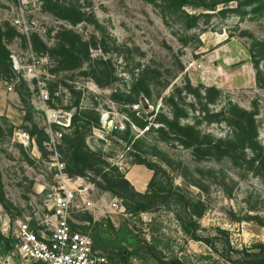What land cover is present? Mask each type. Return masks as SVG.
<instances>
[{"label": "rangeland", "instance_id": "obj_1", "mask_svg": "<svg viewBox=\"0 0 264 264\" xmlns=\"http://www.w3.org/2000/svg\"><path fill=\"white\" fill-rule=\"evenodd\" d=\"M53 1L80 13V22L72 26L46 11L44 0H0V27L14 71L11 78L0 70L1 234L14 245V224L41 213L46 192L57 185L44 146L47 131L62 137L71 134L72 127L57 123L66 124L78 102L79 110L99 114L100 127L87 132L85 143L93 158L107 165L100 174L95 167L82 175L100 182L105 174L121 173L129 182L134 157H141L152 169L143 166L155 176L156 188L171 194V204L158 200L150 210L127 211L129 218L106 216L93 223L91 214L75 216L74 227L95 238V250L108 264H161L170 259L182 264H228L237 256L235 251L264 244V227L256 222L264 223V181L225 160L198 162L177 142L132 127L128 115L135 112L156 130L160 127L156 120L171 119L174 111L181 115V124L226 140L234 132L224 119L235 106L255 115L264 157V61L256 69L250 56L252 44L264 41V0H234L219 4L213 12L188 7L186 13L209 14L192 28L179 16L140 0ZM64 31L96 45L92 59L107 63L111 80L107 87L97 86L84 73L87 65L58 70L52 50ZM32 59L40 62L37 78L27 75ZM144 68L153 77L150 100L140 96L131 108L123 101L113 102L112 94L126 90ZM16 76L19 83L8 91ZM127 124L142 139L135 147L120 140ZM23 133L34 144L22 141ZM40 133L47 139L38 147ZM97 189L103 208L115 197L125 204L124 196ZM201 211L202 216L196 217ZM141 214L151 216V221L143 223ZM186 215L198 225L195 234L209 244L193 241L183 230ZM11 253L3 255L0 246V264H28Z\"/></svg>", "mask_w": 264, "mask_h": 264}, {"label": "trees", "instance_id": "obj_2", "mask_svg": "<svg viewBox=\"0 0 264 264\" xmlns=\"http://www.w3.org/2000/svg\"><path fill=\"white\" fill-rule=\"evenodd\" d=\"M155 7H161L167 12L175 14L187 24L188 28L195 27L199 18H208L209 14L203 12H213L219 4H228L234 0H140ZM193 10H202L199 15L186 13V8ZM43 8L57 14L60 18L68 20L72 26L80 22V13L66 10L58 2L53 0H44ZM5 34L0 27V70L4 69L5 73L12 78L14 71L11 68L9 60V51L4 44ZM96 49V45L83 41L78 35L71 31L60 33L58 42L53 48L57 58V67L59 71H74L82 69L85 65L88 66L87 72L93 82L99 87H107L111 80L106 71L107 63L100 58L92 59V50ZM255 68L258 69L259 62L264 61V41L255 42L250 50ZM152 75L148 68L142 69L138 75L130 83L129 87L121 93H113L111 100L113 102L123 101L125 105H138L140 96L146 100H150V86L152 83ZM76 113L71 115L70 128L73 131L71 134H66L62 137L58 151L65 164V171L69 176L82 175L87 169L98 167V173H102V166H107L104 162L94 159L91 152L86 147L85 136L92 128L99 129V114L94 113V109H80L79 103L75 102L72 105ZM71 110L70 107L66 109ZM135 112L129 113V124L146 132L158 133L162 141L172 140L178 143L184 149L191 150L193 158L200 161H227L235 168L245 169L254 176H257L264 181V157L263 150L257 142V128L255 125V115L251 112L244 111L235 106L228 109V117L224 119L227 126L232 128L234 134L226 140H216L210 135H202L193 125H184L180 123L181 115L172 111V118L164 117L156 120L159 125L156 130L153 125L148 126V123L139 119ZM89 115H92L89 116ZM94 115V116H93ZM129 124L126 130L122 133L123 138L120 140L127 144H132L135 147L141 142V137L134 133ZM41 134V133H40ZM33 135V134H32ZM42 135V139L37 141L38 147H41L42 140H46V136ZM129 138V140H128ZM132 165H142L151 170L141 157H134ZM155 176L153 175L147 185L145 193H137L129 182L121 173L116 175H103L102 181L97 182V186L110 194H120L125 198L126 210L130 213L150 210L156 206L159 200L161 204H171V194L164 192L155 185ZM199 187V185H198ZM180 201L176 200L175 202ZM159 202V203H160ZM0 203L3 204V198L0 196ZM186 206V205H185ZM202 211L196 214V217H201ZM180 218V217H178ZM183 220V219H182ZM257 220V219H246ZM258 222L259 226L264 227L262 221ZM182 228L190 234V238L196 242L209 244L208 239L198 237L195 232L198 228L195 222L190 220V215H186L185 222L182 223ZM192 232V233H191ZM93 248L95 238L91 237ZM0 246L3 249V255H8L12 251V241L6 238L0 232ZM237 256L234 260L228 261V264H264V244H256L250 248H246L241 252L235 251ZM161 264H182L177 259H170Z\"/></svg>", "mask_w": 264, "mask_h": 264}, {"label": "built area", "instance_id": "obj_3", "mask_svg": "<svg viewBox=\"0 0 264 264\" xmlns=\"http://www.w3.org/2000/svg\"><path fill=\"white\" fill-rule=\"evenodd\" d=\"M40 62L32 59L27 75L37 78L36 68ZM20 77L8 85L13 91ZM71 117L66 124L70 127ZM48 139L44 143L50 152L54 168L56 186L51 187L44 196L41 213L17 221L13 227L14 245L11 256L28 264H108L107 259L93 248L92 238L74 226L76 215L91 214L93 223L100 222L106 216L129 218L124 201L118 197L111 198L104 208L96 198L97 181L90 174L70 177L65 171L58 146L62 135L47 131ZM27 144H34L27 134L20 135ZM143 223L151 221V216L141 214ZM105 226V223H103Z\"/></svg>", "mask_w": 264, "mask_h": 264}, {"label": "crops", "instance_id": "obj_4", "mask_svg": "<svg viewBox=\"0 0 264 264\" xmlns=\"http://www.w3.org/2000/svg\"><path fill=\"white\" fill-rule=\"evenodd\" d=\"M132 173H133L134 181L130 180V176ZM130 176H129V182L130 184H132L134 190L140 194L145 193L147 189V184L152 177L151 172L146 170L143 166L134 165L133 168L130 170Z\"/></svg>", "mask_w": 264, "mask_h": 264}, {"label": "bare ground", "instance_id": "obj_5", "mask_svg": "<svg viewBox=\"0 0 264 264\" xmlns=\"http://www.w3.org/2000/svg\"><path fill=\"white\" fill-rule=\"evenodd\" d=\"M133 177V176H132Z\"/></svg>", "mask_w": 264, "mask_h": 264}]
</instances>
